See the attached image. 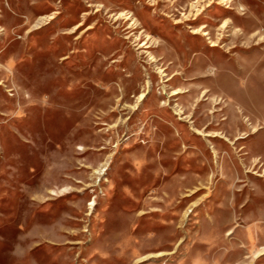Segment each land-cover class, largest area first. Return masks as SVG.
Returning a JSON list of instances; mask_svg holds the SVG:
<instances>
[{
	"label": "rangeland",
	"instance_id": "obj_1",
	"mask_svg": "<svg viewBox=\"0 0 264 264\" xmlns=\"http://www.w3.org/2000/svg\"><path fill=\"white\" fill-rule=\"evenodd\" d=\"M0 264H264V0H0Z\"/></svg>",
	"mask_w": 264,
	"mask_h": 264
}]
</instances>
